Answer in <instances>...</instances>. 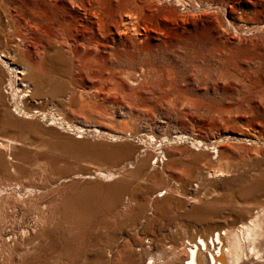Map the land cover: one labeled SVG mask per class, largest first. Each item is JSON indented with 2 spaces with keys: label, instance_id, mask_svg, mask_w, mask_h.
<instances>
[{
  "label": "rangeland",
  "instance_id": "1",
  "mask_svg": "<svg viewBox=\"0 0 264 264\" xmlns=\"http://www.w3.org/2000/svg\"><path fill=\"white\" fill-rule=\"evenodd\" d=\"M71 22L102 46L90 69L59 48ZM7 24L0 51L26 34L41 69L37 95L17 100L31 116L0 72V137L16 139L0 153V264H147V250L264 213V0H0ZM147 153V174L127 182ZM97 169L122 176L74 177Z\"/></svg>",
  "mask_w": 264,
  "mask_h": 264
},
{
  "label": "bare ground",
  "instance_id": "2",
  "mask_svg": "<svg viewBox=\"0 0 264 264\" xmlns=\"http://www.w3.org/2000/svg\"><path fill=\"white\" fill-rule=\"evenodd\" d=\"M27 29L29 31H34L33 27L30 26L27 27ZM62 31L64 37L59 39V48H61L68 56L76 58L80 65H85L86 69H90L93 64L100 63V57L97 55H99V51L102 50V46L99 40L95 37V31L88 32L87 27L82 22L77 24L71 22L63 27ZM31 32H29V34ZM15 35V28L13 26L11 28V25L9 24L5 25L3 29L0 30V40L2 39L4 43L7 42V38L10 36L14 37ZM25 36L26 34L24 37ZM24 37L17 39L14 48L9 52L3 53L0 51V72L8 71L13 75V78L8 82L6 88L8 95L11 96L13 102L15 101V104L17 105L16 108H18L20 113L22 112L27 116H31L30 113L28 114L27 112L21 110V104L17 103V100L18 98L22 99L23 97L33 98L37 95L38 89L36 72L41 69V63L39 60H33L31 58L33 52L24 40ZM68 38H72V45L68 43ZM33 45L36 46L37 44L33 43ZM89 52L95 54V59L87 57V55H90ZM82 53L84 54L81 55ZM17 55H23L28 63L26 65H17L13 60ZM21 76H24V79ZM26 78L31 79L32 83L28 82ZM18 79H22L20 84L17 82ZM53 111L54 112L51 114L52 120H57V124L61 125V122L58 119V112L55 109ZM5 124L14 127L17 132L21 130L20 126L15 124V121L12 119H7ZM48 128L52 130L55 129L52 126H48ZM61 128H64V125H62ZM76 131V133L82 132L80 128H77ZM95 131L96 133H93V135L100 134L98 129H95ZM112 137L115 136L113 135ZM151 138V136L148 137L149 140ZM178 139L182 140V135H179ZM218 142L219 141H214L216 144ZM14 143H16V139L13 137H0V153L4 150L7 151V149L12 146L11 144ZM81 146L86 150V152L93 153L96 157L101 158L102 156H105L98 145L96 146L84 143L81 144ZM191 146L198 150L200 146H203V143L200 140H191ZM160 148L161 147L158 149ZM211 150V153H217L215 146H212ZM155 154V163L160 162L163 166V157H165V154L162 150L156 152ZM110 156L114 161L123 157V155H120L119 153ZM150 157L151 153H147L145 157L140 159L138 164L134 165L135 167H130H133L134 170L125 171V180L130 182L139 179L142 175H146L150 167ZM164 160H167V158H164ZM161 170L163 171V169ZM163 173L165 172L163 171ZM221 173L222 170L217 167L214 171H208L209 175H220ZM121 176V174H118V172L114 170L103 171L101 169H97L93 173L77 174L74 177H97L102 179L104 182L114 184L119 181L117 179ZM31 191L32 188L24 190V192H29V194ZM4 192L5 189L0 187V195ZM165 193L166 190H164V192L160 195H155L151 198V201L156 202L158 198H162ZM23 194L24 193L21 195L23 196ZM257 209L258 210L254 215L249 218H245V221L241 220L239 224H217L216 226L210 227V229L206 232L194 235L193 233L190 235H184L179 241L174 242V244L170 245V247H166L167 249H156L154 253H150V251L147 250V264H264V213L260 207H257ZM145 243L148 245L143 247L144 250H146V248H154V244L150 243L148 239ZM121 247H123V245Z\"/></svg>",
  "mask_w": 264,
  "mask_h": 264
}]
</instances>
